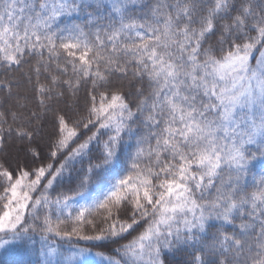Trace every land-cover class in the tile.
<instances>
[{"label":"snow or ice","instance_id":"obj_1","mask_svg":"<svg viewBox=\"0 0 264 264\" xmlns=\"http://www.w3.org/2000/svg\"><path fill=\"white\" fill-rule=\"evenodd\" d=\"M0 256L264 264V0H0Z\"/></svg>","mask_w":264,"mask_h":264},{"label":"trees","instance_id":"obj_2","mask_svg":"<svg viewBox=\"0 0 264 264\" xmlns=\"http://www.w3.org/2000/svg\"><path fill=\"white\" fill-rule=\"evenodd\" d=\"M35 239H36V241H37V244L35 245V247L37 248V249H39V247H40V245H39V235H37L36 237H35ZM92 251H93V253H95V252H97V251H106V249H103V248H93L92 249ZM13 257H11V256H0V264H3V261L4 260H7V259H12Z\"/></svg>","mask_w":264,"mask_h":264}]
</instances>
